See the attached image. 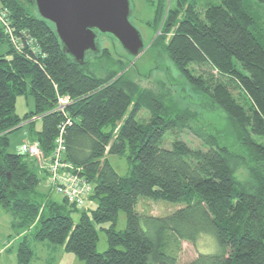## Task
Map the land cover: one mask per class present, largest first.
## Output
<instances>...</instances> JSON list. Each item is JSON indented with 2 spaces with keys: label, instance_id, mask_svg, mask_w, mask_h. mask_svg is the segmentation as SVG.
Here are the masks:
<instances>
[{
  "label": "trees",
  "instance_id": "trees-1",
  "mask_svg": "<svg viewBox=\"0 0 264 264\" xmlns=\"http://www.w3.org/2000/svg\"><path fill=\"white\" fill-rule=\"evenodd\" d=\"M166 1L156 5L158 40L186 80L230 120L238 149L198 124L194 112L174 110L166 88L119 74L112 67L122 62L106 48L76 62L31 0H0L20 43L16 48L0 23V43L9 45L0 52V206L19 225L34 226V239L63 245L84 264H176L182 242L196 243L202 233L213 234L218 249L186 264H264V38L253 10L264 0H175L167 7ZM25 93L34 107L20 118L15 100ZM59 98H68L63 110ZM142 109L149 117L139 121ZM67 119L63 160L91 183L90 210L39 193L45 172L38 168L39 176L19 149L7 151L8 134L28 121L30 142L50 155ZM184 129L200 146L176 136ZM167 135L172 141L165 146ZM126 145L130 169L119 175L105 155ZM139 198L182 205L165 215L142 214L135 209ZM119 210L126 214L123 230L115 229ZM103 222L110 223L102 227L108 246L98 252L95 223ZM31 256L24 236L18 261L27 264Z\"/></svg>",
  "mask_w": 264,
  "mask_h": 264
},
{
  "label": "rangeland",
  "instance_id": "rangeland-1",
  "mask_svg": "<svg viewBox=\"0 0 264 264\" xmlns=\"http://www.w3.org/2000/svg\"><path fill=\"white\" fill-rule=\"evenodd\" d=\"M175 0H167L166 7L173 5ZM132 24L140 31L145 48L136 58H130L126 51L113 38L100 35L97 43L101 49L106 48L115 60L121 61L122 65L114 64L112 68H117L119 74H126L129 78L140 83L141 86L154 88L159 91V86L169 91L167 102L174 110L189 109L196 114V122L206 127L210 132L218 135L219 139L228 146L238 149L233 139L230 120L216 108L199 90L193 87L182 75L179 69L170 60L164 50L163 44L158 37L161 33L160 27L154 24V16L158 0H130ZM253 10L258 14V25L264 38V5L254 6ZM9 45L6 41L0 43V52H5ZM234 95H238V90L232 87ZM34 107V100L30 93L16 96L14 112L23 118L27 111ZM149 112L142 109L137 114V120H147ZM120 123V122H119ZM117 123V124H119ZM22 127L15 129L8 134L9 145L7 151L18 152V147L22 142L31 141L28 130L30 124L23 122ZM40 121L37 119L35 128H40ZM176 136L183 139L192 146H200V141L195 138L187 129L178 130ZM172 135H167L163 140L165 146L170 145ZM129 147L125 146L122 153H106V158L119 175H126L130 169ZM39 167L34 165L33 169L39 176H44ZM241 174V172L239 173ZM241 176V175H238ZM39 193L47 194L51 200L61 202L62 197L53 189L46 185L45 177L37 186ZM178 202L165 200H152L139 198L135 209L142 214L165 215L181 206ZM96 200L85 201L79 209L90 210L95 208ZM74 220L78 219V213L73 212ZM109 222L95 223L98 230V240L96 251L102 252L107 246V236L103 228L109 226ZM126 226V214L123 210L118 211L115 229L123 230ZM103 227V228H102ZM34 226L29 227L19 225L18 220L10 210L0 206V264H21L17 257L19 242L25 236L28 241L32 256L27 264H84L74 252L66 250L63 245L55 244L47 240L39 241L33 238ZM218 249L217 241L213 234L202 233L196 243L182 242L181 251L178 254L176 264H186L194 259L198 252L211 253Z\"/></svg>",
  "mask_w": 264,
  "mask_h": 264
},
{
  "label": "water",
  "instance_id": "water-1",
  "mask_svg": "<svg viewBox=\"0 0 264 264\" xmlns=\"http://www.w3.org/2000/svg\"><path fill=\"white\" fill-rule=\"evenodd\" d=\"M37 13L53 23L63 50L84 63L88 52H100L99 33L112 36L126 54L139 56L145 44L132 24L130 0H31Z\"/></svg>",
  "mask_w": 264,
  "mask_h": 264
},
{
  "label": "built area",
  "instance_id": "built-area-1",
  "mask_svg": "<svg viewBox=\"0 0 264 264\" xmlns=\"http://www.w3.org/2000/svg\"><path fill=\"white\" fill-rule=\"evenodd\" d=\"M0 23L5 27V32L10 36V41L16 48H20L18 39L14 36L12 28L8 26L6 13L0 11ZM29 42L32 40L29 39ZM68 98H59L57 109L63 110ZM70 123L67 119L59 125V133L54 140V149L46 156L38 142H22L18 149L28 155L35 164L45 172L46 185L56 193L66 197L69 202L82 205L88 199L92 191V185L79 174L80 167L63 160L65 124Z\"/></svg>",
  "mask_w": 264,
  "mask_h": 264
}]
</instances>
